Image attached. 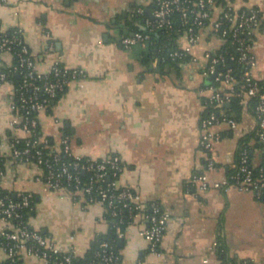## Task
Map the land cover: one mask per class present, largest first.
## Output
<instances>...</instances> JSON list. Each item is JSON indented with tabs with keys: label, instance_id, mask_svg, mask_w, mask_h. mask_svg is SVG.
<instances>
[{
	"label": "crops",
	"instance_id": "obj_1",
	"mask_svg": "<svg viewBox=\"0 0 264 264\" xmlns=\"http://www.w3.org/2000/svg\"><path fill=\"white\" fill-rule=\"evenodd\" d=\"M156 1L0 0V32L21 30L43 73L58 63L87 74L39 114L43 137L57 143L68 136L75 154L94 159L120 156L124 163L120 184L170 214L161 255L149 252L141 234L146 224L136 221L119 238L124 239L122 245L118 240L119 264H222L224 260L264 264V201L236 190L206 193L192 182L195 174L206 172L200 122L210 95L207 78L190 62L174 65L153 59L146 64L149 52L144 46L130 51L122 44L131 23L144 25L137 10L143 8L152 16L147 10L153 14ZM223 2L238 9L258 7L264 17V0ZM184 41L178 38L169 46ZM221 46L206 36L194 54L202 57ZM252 52L253 77L264 83V34L256 37ZM12 63L11 54L0 56V67ZM14 85L0 84V142L12 132ZM215 130L222 139L213 151L217 168L209 173L210 181L222 180L234 169L241 139L256 136L257 125L251 110L243 109L236 130L226 124ZM251 155L255 164L263 162L258 142ZM1 185L11 192L33 194L36 206L30 225L76 257L84 258L100 236L112 231L102 204L75 201L69 193L48 190L35 180L30 167H10ZM5 259L0 250V262ZM21 263L43 261L27 256Z\"/></svg>",
	"mask_w": 264,
	"mask_h": 264
},
{
	"label": "built area",
	"instance_id": "obj_2",
	"mask_svg": "<svg viewBox=\"0 0 264 264\" xmlns=\"http://www.w3.org/2000/svg\"><path fill=\"white\" fill-rule=\"evenodd\" d=\"M137 13L144 16L145 10L139 8ZM176 18L180 21L177 26ZM143 20V31L123 38L122 44L127 50L142 43L157 45L153 39L155 33L163 32L170 40L176 30L184 43L172 46L168 52L166 43L159 45L160 56L155 59L160 63L190 62L199 67L203 77L215 76L207 86L210 95L205 104L206 109H214L204 114L200 122V149L207 155L206 172L195 174L192 182L198 183L206 193L236 190L252 193L257 200L264 201V160L255 164L247 148L224 179L210 181L209 178V173L217 168L213 151L222 139L215 127L222 124L233 130L239 127L236 119L215 109L226 106L235 97L241 100L245 110H249L248 104L256 99L251 112L256 120L257 142L264 152V83L253 77L256 58L252 52L256 37L264 34L262 10L258 7L238 9L223 0H157L152 16ZM206 36L218 40L222 46L197 57L194 48ZM6 53L13 56V63L0 67V84L13 82L15 85L11 102L13 116L9 121L12 132L0 142V250L6 255L4 263L22 264L24 257L36 256L43 264H76L73 251H63L50 237L30 225V214L35 208L34 195L2 187L1 182L10 167H30L35 172V180L44 183L48 190L69 193L75 201L83 199L87 204H102L106 215L116 220L114 226L119 238L124 235L122 226L127 218L131 219L130 225L136 221L146 224L141 234L149 244V252L161 255L170 214L155 202H144L137 191L120 184L124 172L122 158L112 155L94 159L75 154L68 136L55 143L40 134L39 114L49 109L58 94L68 89L72 82L86 78V72L58 63L47 73L39 71L18 29L0 32V56ZM235 65L241 70L237 71ZM14 76L19 79L18 84L12 79ZM97 256L102 264L120 263L116 247L110 242L100 244ZM222 264L256 263L224 260Z\"/></svg>",
	"mask_w": 264,
	"mask_h": 264
},
{
	"label": "trees",
	"instance_id": "obj_3",
	"mask_svg": "<svg viewBox=\"0 0 264 264\" xmlns=\"http://www.w3.org/2000/svg\"><path fill=\"white\" fill-rule=\"evenodd\" d=\"M139 16L140 17H137V18H140V19H144V17H147L146 12H145V15L144 16H141V15H139ZM179 23H180L179 18H176V23H175L176 26L179 25ZM129 30H130V32L127 35H130L133 32L143 31L144 30V26H143V24L140 25L138 23L137 24H134V23L132 24L131 23L130 26H129ZM127 35H125V36H127ZM180 36H181V34H177L176 33V30H175L174 35L171 37L170 40H168L167 37L165 36V34L163 32L162 33L160 32V33L153 34V39L157 43V45H152L150 43H142V44H139L138 46H144L145 49H146V51L149 52L148 55H147V57H146L147 59L145 60V63L147 64L148 63L147 62L148 60L149 61L150 60L152 61L156 57H159L160 56V54L158 52V48H159L158 46L159 45H161L163 43H166L168 45L166 52H168L169 49L172 48V46H169L170 45V42L171 41L174 42ZM167 63H171V64H174V65H178V63H186V62H172V61H168ZM234 67H236L238 69L237 71H240L241 70V67L238 68L236 65ZM12 79L14 80L15 83H17V84L19 83V79L16 76L12 77ZM261 83H263V82H261ZM67 90L68 89H66L64 92L59 93L56 99H58L60 96H62L63 94H65ZM256 102H257L256 99L251 100V102L248 104L249 110H253ZM213 109L214 108H212V107L211 108H207L205 110V113L204 114L205 115H208V113L210 111H212ZM215 110H216V112H221V111L226 112V114L230 118H234L238 122H240L241 119H242V117H243V105L241 104V100L239 98H236V97L232 99L231 106L230 107L222 106L221 108H217ZM40 134H41V128H40ZM254 139L256 140V144L255 145H252V142L254 141ZM52 141H54V140H52ZM256 146H257V138L255 136V133L254 134L247 135L244 138H242L241 141H240L239 149L237 151V155H236V158H237L236 164L239 161L241 152L245 148L249 149L250 156H251V158L253 160V157L251 155V151ZM259 147H262V146L259 145ZM231 171H229V173ZM85 180H88V177L87 176L85 177ZM35 206H36V200H35ZM34 210H35V208H34ZM33 213H34V211L30 215H32ZM106 217L111 222L112 231L107 236H100L97 239V241H96L95 245L93 246V248L91 249V251L84 258L76 257V259H75V263L76 264H102L101 263L102 261L97 256V254H98V251L100 249V244L102 242H105V241L114 244L115 247H116V253L119 255V248H118L119 236L117 235L116 229H115V226H114V223L116 222V220L114 218H112L108 214L106 215ZM130 223H131V219L127 218L126 223L122 226L123 233H125L126 229L129 227ZM8 263L9 262H5V263H1L0 262V264H8Z\"/></svg>",
	"mask_w": 264,
	"mask_h": 264
},
{
	"label": "water",
	"instance_id": "obj_4",
	"mask_svg": "<svg viewBox=\"0 0 264 264\" xmlns=\"http://www.w3.org/2000/svg\"><path fill=\"white\" fill-rule=\"evenodd\" d=\"M147 13L150 14V15H152L151 12H150V10H147ZM214 79H215V76L208 78L207 79L208 85L211 84L214 81ZM53 103H55V101ZM226 105L227 106H230V104H226ZM123 242H124V239H120L119 240L120 245H122Z\"/></svg>",
	"mask_w": 264,
	"mask_h": 264
}]
</instances>
